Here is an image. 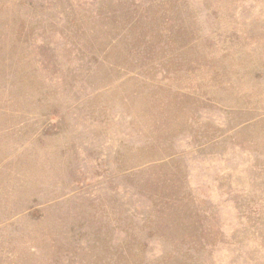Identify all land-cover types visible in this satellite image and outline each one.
Instances as JSON below:
<instances>
[{"label":"rangeland","instance_id":"1","mask_svg":"<svg viewBox=\"0 0 264 264\" xmlns=\"http://www.w3.org/2000/svg\"><path fill=\"white\" fill-rule=\"evenodd\" d=\"M0 264H264V0H0Z\"/></svg>","mask_w":264,"mask_h":264}]
</instances>
